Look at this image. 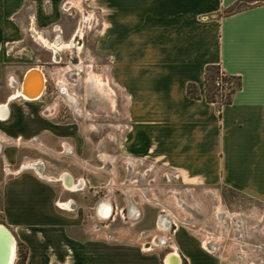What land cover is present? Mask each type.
I'll use <instances>...</instances> for the list:
<instances>
[{
	"label": "crops",
	"instance_id": "0c3cea01",
	"mask_svg": "<svg viewBox=\"0 0 264 264\" xmlns=\"http://www.w3.org/2000/svg\"><path fill=\"white\" fill-rule=\"evenodd\" d=\"M75 2L87 13V42L127 98L124 150L162 161L190 182L228 186L264 202V0H0V48L23 46L28 32L44 46L37 35L74 37ZM58 39L46 46H59ZM208 64L238 76L229 102L205 98ZM21 82L0 101L6 134L24 142L36 130L49 131L68 143L71 123L32 120L33 107L10 103L23 99L16 94ZM188 83L198 97L187 93ZM10 149L0 150L6 162L15 157ZM62 179L30 160L0 178V225L14 240L9 264H161L156 252L96 233L95 215L79 202L85 189ZM170 235L176 249L168 253L177 254L171 264H222L178 225Z\"/></svg>",
	"mask_w": 264,
	"mask_h": 264
},
{
	"label": "rangeland",
	"instance_id": "374dc122",
	"mask_svg": "<svg viewBox=\"0 0 264 264\" xmlns=\"http://www.w3.org/2000/svg\"><path fill=\"white\" fill-rule=\"evenodd\" d=\"M75 4L70 15L77 27L74 37L58 31L47 33L46 40L37 35L44 46L28 32L23 46L0 48V101L19 88L27 69L39 67L45 76L40 98L15 97L10 103L24 101L33 107L32 120L75 127L72 137L64 139L68 143L61 145L54 134L39 130L24 142L13 141L0 125V150L15 153L9 162L0 154V178L24 160L60 178L72 172L74 182H80L75 189H85L79 202L95 215L96 233L104 230L112 241L156 252L161 264L176 249L170 235L176 225L215 252L222 264H264L263 201L228 186L190 182L162 161L124 150L126 95L111 78L107 60L87 42V13L81 3ZM57 36L54 51L46 43ZM225 92L218 88L214 96ZM103 206L109 208L108 215L100 213Z\"/></svg>",
	"mask_w": 264,
	"mask_h": 264
},
{
	"label": "bare ground",
	"instance_id": "6f19581e",
	"mask_svg": "<svg viewBox=\"0 0 264 264\" xmlns=\"http://www.w3.org/2000/svg\"><path fill=\"white\" fill-rule=\"evenodd\" d=\"M49 46H52V45H49ZM51 48L54 51H56V47L54 45ZM34 68L36 70H38L39 73L41 74L42 83L37 82L38 81V79H37L38 74L36 72H33L30 75L29 80L27 81L26 93L23 92L22 86L20 87V89L16 93V94H18V95H20L23 98L28 99V100H34V99L40 98V96L43 92V88H44L45 76L43 75V73L41 72V70L38 67H34ZM39 92H41V94L39 96L33 97L34 95H37ZM67 175L68 174H66V173H64L62 175L63 176L62 180H64L65 185L67 184L70 187H76L78 183L67 180ZM13 246H14V240H13L12 235L10 234V232L5 227L0 225V264H9V261L11 260V256H12V252H13ZM174 255L177 256V254L170 252L165 259V263L171 264V262H172L171 257ZM169 260H170V263H169ZM173 263H176V262H173Z\"/></svg>",
	"mask_w": 264,
	"mask_h": 264
},
{
	"label": "trees",
	"instance_id": "16d2710c",
	"mask_svg": "<svg viewBox=\"0 0 264 264\" xmlns=\"http://www.w3.org/2000/svg\"><path fill=\"white\" fill-rule=\"evenodd\" d=\"M221 78L223 80L232 79L234 85L230 87L228 91L225 93H221L219 98H216L214 95L218 94V86L216 85V80ZM240 81L238 76L228 74L218 64H208L205 67L204 71V89H205V98L208 101H217L218 103H225L231 100V94L233 91L239 86ZM187 93L190 96L198 97V89L195 83H188L187 85ZM25 257L24 251H21V261H23Z\"/></svg>",
	"mask_w": 264,
	"mask_h": 264
},
{
	"label": "water",
	"instance_id": "95a60500",
	"mask_svg": "<svg viewBox=\"0 0 264 264\" xmlns=\"http://www.w3.org/2000/svg\"><path fill=\"white\" fill-rule=\"evenodd\" d=\"M33 72H36L37 74H38V76H37V79H38V81L37 82H41L42 83V76H41V74L39 73V71L38 70H36L34 67L33 68H30V69H28L27 71H25V73H24V75H23V77H22V82H21V86H22V90H23V92H25L26 93V85H27V81L29 80V78H30V75L33 73ZM42 91V90H41ZM41 94V92H39L37 95H34L33 97H37V96H39ZM67 174V173H66ZM67 180H69V181H72V177L68 174L67 175ZM2 226V225H1ZM4 227V226H3ZM176 264V263H175Z\"/></svg>",
	"mask_w": 264,
	"mask_h": 264
},
{
	"label": "built area",
	"instance_id": "2783aa9c",
	"mask_svg": "<svg viewBox=\"0 0 264 264\" xmlns=\"http://www.w3.org/2000/svg\"><path fill=\"white\" fill-rule=\"evenodd\" d=\"M216 85L218 86V88L228 91L230 89V87H232L234 85V82L232 79L223 80L221 78H218L216 80Z\"/></svg>",
	"mask_w": 264,
	"mask_h": 264
}]
</instances>
